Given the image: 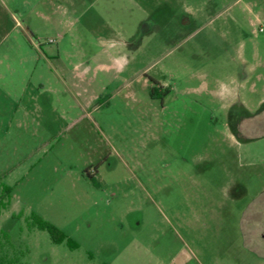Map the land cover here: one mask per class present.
<instances>
[{"label": "rangeland", "instance_id": "obj_1", "mask_svg": "<svg viewBox=\"0 0 264 264\" xmlns=\"http://www.w3.org/2000/svg\"><path fill=\"white\" fill-rule=\"evenodd\" d=\"M263 233L264 0H0V264H264Z\"/></svg>", "mask_w": 264, "mask_h": 264}, {"label": "crops", "instance_id": "obj_2", "mask_svg": "<svg viewBox=\"0 0 264 264\" xmlns=\"http://www.w3.org/2000/svg\"><path fill=\"white\" fill-rule=\"evenodd\" d=\"M75 76V75H74ZM76 79V77H73V79ZM74 79V81H76ZM81 79H83V78H81ZM59 81V80H58ZM69 81H72V78L69 80ZM62 84L63 85H66V83L64 82V81H62ZM73 84V83H72ZM71 84V85H72ZM74 85V84H73ZM38 86H39V88L42 90V89H44V85L42 84V83H38ZM66 87V86H65ZM47 89L49 90L50 89V91L52 90L51 89V87L50 86H48L47 87ZM70 89V88H69ZM71 99H73L74 100V104H73V106L74 107H78L81 111H82V109L84 108V105L83 104H87V101L85 100V98L83 99V100H80L79 98H78V95L76 94V93H72L71 94ZM38 99L37 98H35V96L34 97H31V98H29L28 99V101L30 102V104H33L34 105V107L36 108V110H40L41 109V106H40V104H39V102L37 101ZM29 104V103H28ZM29 104V105H30ZM44 106H50V104H51V101H50V99L48 98V99H44V102L42 103ZM83 107V108H82ZM23 109V113L26 115V116H29V110L27 109V107H25V109H24V107L22 108ZM30 112L32 113V110H30ZM23 114V115H24Z\"/></svg>", "mask_w": 264, "mask_h": 264}, {"label": "trees", "instance_id": "obj_3", "mask_svg": "<svg viewBox=\"0 0 264 264\" xmlns=\"http://www.w3.org/2000/svg\"><path fill=\"white\" fill-rule=\"evenodd\" d=\"M148 95H149V97H151V98H154V97H155V89H154L153 87L149 89V91H148ZM39 226H40L41 228L47 229V230L50 232V234L55 235L56 237H53V240H54L55 242H60V241H62L63 239H65V236H64L62 233H60L58 230H56L55 228H53V227L50 226L49 224H47V223H43V222H40Z\"/></svg>", "mask_w": 264, "mask_h": 264}, {"label": "flooded vegetation", "instance_id": "obj_4", "mask_svg": "<svg viewBox=\"0 0 264 264\" xmlns=\"http://www.w3.org/2000/svg\"><path fill=\"white\" fill-rule=\"evenodd\" d=\"M263 234H264V233H263ZM263 234H262V238L264 239Z\"/></svg>", "mask_w": 264, "mask_h": 264}, {"label": "water", "instance_id": "obj_5", "mask_svg": "<svg viewBox=\"0 0 264 264\" xmlns=\"http://www.w3.org/2000/svg\"><path fill=\"white\" fill-rule=\"evenodd\" d=\"M263 237H264V234H263Z\"/></svg>", "mask_w": 264, "mask_h": 264}]
</instances>
